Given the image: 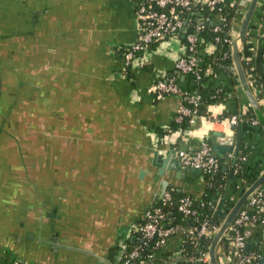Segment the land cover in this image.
Listing matches in <instances>:
<instances>
[{
	"label": "crops",
	"instance_id": "0c3cea01",
	"mask_svg": "<svg viewBox=\"0 0 264 264\" xmlns=\"http://www.w3.org/2000/svg\"><path fill=\"white\" fill-rule=\"evenodd\" d=\"M138 1L0 0V30L4 31H0V39H9L10 45L20 39L16 42L24 44L13 53L17 62L26 64L34 80L44 78L42 73L50 70L46 66L51 65L49 62L65 66H58L60 73L76 70L92 85V91L83 92L81 99L92 111V125L101 128L84 138H62L67 140V148L57 151V162L51 169L37 170L35 183L25 177L21 163L0 161V264L13 259L26 264H118L121 243L137 241L130 227L142 220L159 194L173 190L201 199L205 189L202 173L184 167L177 173L152 167L154 152L162 162L171 153L177 159L178 151L193 152L206 140L212 150H223L214 153L220 159L221 173H227L228 178L233 165L243 164L247 180L244 189L264 172V133L260 126L198 119L184 132L167 133L180 101L152 90L160 77L175 80L191 93L199 88L224 89L226 97L208 108L219 118L244 115L247 102L233 65L206 63L215 49L206 41L198 50L205 70L199 81L175 70L174 64L185 49L176 38L152 45L132 61L126 75L121 49L137 38ZM225 1L238 5L231 23L232 39L250 0ZM27 45L33 48L29 50ZM44 47L47 53L41 54ZM65 48L70 54L57 61L55 49ZM240 56L264 72V0L255 10ZM261 109L264 113V103ZM217 133L222 142L232 138V147L220 144ZM242 189L233 175L227 195L232 205ZM245 232L248 246L257 250L264 264V228L249 225ZM180 243V236L172 237L145 264H181Z\"/></svg>",
	"mask_w": 264,
	"mask_h": 264
},
{
	"label": "built area",
	"instance_id": "2783aa9c",
	"mask_svg": "<svg viewBox=\"0 0 264 264\" xmlns=\"http://www.w3.org/2000/svg\"><path fill=\"white\" fill-rule=\"evenodd\" d=\"M228 3L225 0H141L135 4L136 32L137 38L131 44L122 47L124 69L131 66L135 59L146 54L149 47L166 38L177 37L183 34L186 47L183 55L174 64L175 70L180 75H190L196 80H200L205 72L198 56L199 45L204 42L198 38L208 24H213L211 17L219 15ZM233 4V3H230ZM206 12V13H205ZM186 14L185 18L183 15ZM207 14V15H206ZM187 18V19H186ZM193 26L188 30V26ZM214 32H220L221 28L215 26ZM231 30L227 33L224 42L231 44ZM185 51L187 54H185ZM247 63L250 60H243ZM251 86V85H250ZM252 88V87H251ZM152 90L159 96H174L180 101L175 122L180 123L185 117H192L188 121L189 127L195 126L197 120H206L222 123L225 121L231 126L239 123L249 122L253 126H258L256 119L247 121L243 115H231L219 118L213 115L207 107L208 117H198L196 108L200 105V97L196 93H191L179 86L173 79L158 78L153 84ZM216 94H225L221 87L214 89ZM256 96L258 92L252 89ZM187 105H191L193 109ZM178 161L184 168L195 169L204 175H212L220 168V159L212 150L208 141L203 140L199 147L193 152L186 153L178 151L176 153ZM240 164L237 162L232 167L233 175L240 171ZM244 189V188H243ZM157 204V205H156ZM218 205V204H217ZM205 203L201 199H196L190 195H183L175 198L173 190H166L159 194L157 201L149 205L143 215L142 223L134 224L129 231L133 234L137 242L132 248L127 249L126 242L121 243L120 259L118 264H145L141 259L145 246L151 242L153 253L164 247L166 243L175 236L181 237V242L188 239L195 249H199V241L202 239H212L218 227L210 226L207 220H203L199 225L183 226L172 224L171 217L174 214L183 218L197 222L199 209ZM171 210H174L173 212ZM256 225L264 228V186L250 196L238 216L228 228L224 239L227 240L228 254H224L219 248L217 253L218 264H259V256L246 252V240L242 229L246 226ZM129 239V238H128ZM179 256L181 264H208L207 252H200L198 256H186L183 252L182 244L179 246ZM153 254L148 255V259ZM9 264H26L13 259Z\"/></svg>",
	"mask_w": 264,
	"mask_h": 264
},
{
	"label": "flooded vegetation",
	"instance_id": "af4514ba",
	"mask_svg": "<svg viewBox=\"0 0 264 264\" xmlns=\"http://www.w3.org/2000/svg\"><path fill=\"white\" fill-rule=\"evenodd\" d=\"M16 41L10 45L9 39H0V154H3L0 161L21 163L25 177L35 183L37 170L51 169L57 162V151L67 148V140L62 138L75 135L84 138L101 128L92 125V111L87 101L81 99L82 93L89 92L92 85L72 68L69 74L60 73V67L65 69V66L56 61L49 62L51 65L45 62L50 70H43L44 78L32 79L26 64L15 59L14 51L23 44ZM27 46L29 50L33 48ZM45 53L44 47L41 54ZM54 53L57 61L70 54L68 48L55 49ZM63 159L69 162L67 156Z\"/></svg>",
	"mask_w": 264,
	"mask_h": 264
},
{
	"label": "trees",
	"instance_id": "16d2710c",
	"mask_svg": "<svg viewBox=\"0 0 264 264\" xmlns=\"http://www.w3.org/2000/svg\"><path fill=\"white\" fill-rule=\"evenodd\" d=\"M237 9H238L237 4L226 3L224 9L219 15L214 14V16L211 17L213 24L212 25L208 24V26L201 33L198 34L199 39L209 42L215 47L214 52L207 59V62H206L207 64L209 65L217 64L220 66H231L232 65V61L230 58V48H229V45L225 43L224 41L227 38L229 39V35H227V33L231 30V23L236 15ZM185 15L186 14L183 15L184 18L186 17ZM215 26H219L221 28V31L214 32L213 29ZM192 28L193 26H190V25L188 26V30H192ZM171 38L178 39L186 47V43H185L186 41L183 38V34H179L177 35V37H171ZM166 39H169V38H166ZM152 45L149 47V49L152 47ZM185 54H187L186 51H185ZM242 65H243L244 71L247 75L249 84L251 85L252 89H255L258 91L256 93V99L261 107L262 104L264 103V72L261 70L260 67L254 65L252 61L247 63L243 61L242 59ZM126 75H129V67L126 68ZM196 94L200 97V101H201L200 105L196 108L197 118L198 117H204V118L208 117L207 107L209 105H213V104L220 102L226 97V94H224L223 92L221 94H216L215 90L205 91L201 88H199L196 91ZM182 104L189 106L191 109H193L191 105H187L186 103H182ZM243 117L247 121L255 119L253 112L251 108L248 106V104H247V111L243 115ZM191 118L192 117H185L180 123H177V122L171 123L167 133L170 134L175 131L184 132L185 130L189 128L188 121ZM239 164H240L241 169L238 173L235 174V178L240 183V186L244 188L245 184H247L246 182L247 180H246L245 172H244L245 167L243 166L242 163H239ZM204 180H205L206 185H205V189L201 197V200L205 203V206L199 209L198 221L193 222L191 219L183 218L182 216L174 214L171 217L172 224H180L183 226H195V225H199L203 220H207L210 226L219 227L225 214L228 212V210L232 206V202L229 201L228 198H226L222 206V213L219 215L216 214L217 204L223 196L226 183L228 180V174L221 173V170L219 169L216 173L212 175H204ZM173 194L176 199L183 196V195L177 194V192L175 191L173 192ZM171 211L173 212L174 210H171ZM142 221H143V218L138 223L140 224L142 223ZM242 233L245 237L246 244L248 246L249 243L247 242L245 229H242ZM210 241H211L210 239L200 240L198 250L193 247V244L188 239H184L181 242V244H182L184 254L189 257V256H198L201 251L207 252ZM136 243L138 242L136 241ZM136 243H131L130 239L127 240L126 242L127 249L129 250ZM247 246H246V252L258 255V252L256 249L252 248L251 245L248 246V249H247ZM151 247H152L151 242H149L145 246L144 252L141 254L142 260H145L147 262L148 255L153 254V251H151ZM220 249L223 251L224 254H228V246H227L226 239H223L220 245ZM258 262L259 264H263L260 257H259Z\"/></svg>",
	"mask_w": 264,
	"mask_h": 264
},
{
	"label": "water",
	"instance_id": "95a60500",
	"mask_svg": "<svg viewBox=\"0 0 264 264\" xmlns=\"http://www.w3.org/2000/svg\"><path fill=\"white\" fill-rule=\"evenodd\" d=\"M259 2L260 0H250L249 1L246 12L241 21L239 30L236 33V35L232 38L229 48H230V58L232 61L235 75L237 77L239 88L242 94L244 95V97L246 98V102L248 106L251 108L253 115L256 121L258 122V125L262 128L263 133H264V113L249 84L247 75L242 65V59L240 56V50L249 35V26L254 16L255 10L259 5ZM241 4L243 6L246 5L245 2H242ZM215 136L219 138L218 141L220 144L224 143L225 145L232 147V143H233L232 138L228 139L225 142L224 141L222 142L220 134L217 133L215 134ZM236 143H237V146H236L235 153H234L235 156H237L238 154L240 136L237 138ZM213 151L216 153L223 152V150L220 147H214ZM230 151L231 149H229V152ZM160 157L161 156H158L157 153L154 152L150 165L152 167H156L160 169L169 168L170 170H173L176 173L182 171V166L179 164L178 160L172 156V153L169 156H167L163 162L161 161ZM190 171L200 173L198 170H195V169H190ZM158 174L162 175L161 171ZM232 179H233V172L230 171L229 178H228V181L225 187V191L217 205V211H216L217 215L222 213V206L230 191ZM263 186H264V172L260 175V177H258L251 184H249L245 189H243L237 201L231 206V208L225 214L221 224L219 225L218 229L216 230V232L214 233L210 241L208 251H207L208 264H218L217 253H218V250L220 248V245L224 239V236L228 228L231 226L234 219L238 216V214L242 210L247 199L250 196H252L256 191H258L260 188H262ZM247 249H248V246H247Z\"/></svg>",
	"mask_w": 264,
	"mask_h": 264
},
{
	"label": "rangeland",
	"instance_id": "374dc122",
	"mask_svg": "<svg viewBox=\"0 0 264 264\" xmlns=\"http://www.w3.org/2000/svg\"><path fill=\"white\" fill-rule=\"evenodd\" d=\"M1 32H4L3 30H0Z\"/></svg>",
	"mask_w": 264,
	"mask_h": 264
}]
</instances>
